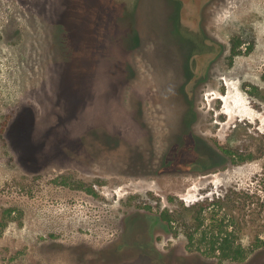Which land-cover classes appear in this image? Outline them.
I'll return each mask as SVG.
<instances>
[{
	"label": "rangeland",
	"instance_id": "1",
	"mask_svg": "<svg viewBox=\"0 0 264 264\" xmlns=\"http://www.w3.org/2000/svg\"><path fill=\"white\" fill-rule=\"evenodd\" d=\"M199 209L244 260L187 247ZM256 234L264 0H0V264H264Z\"/></svg>",
	"mask_w": 264,
	"mask_h": 264
},
{
	"label": "trees",
	"instance_id": "2",
	"mask_svg": "<svg viewBox=\"0 0 264 264\" xmlns=\"http://www.w3.org/2000/svg\"><path fill=\"white\" fill-rule=\"evenodd\" d=\"M251 155L241 153L231 156L233 162L248 159ZM202 209V208H201ZM201 209L194 215L195 222L192 229L187 230V247L190 250L201 251L219 261H242L247 257L248 249L243 245L236 227L230 221L218 220L215 224L206 222ZM163 219L170 221L167 212L162 214ZM252 248L264 249V237L256 234L252 240Z\"/></svg>",
	"mask_w": 264,
	"mask_h": 264
},
{
	"label": "bare ground",
	"instance_id": "3",
	"mask_svg": "<svg viewBox=\"0 0 264 264\" xmlns=\"http://www.w3.org/2000/svg\"><path fill=\"white\" fill-rule=\"evenodd\" d=\"M257 3V2H256ZM263 4V3H262Z\"/></svg>",
	"mask_w": 264,
	"mask_h": 264
}]
</instances>
